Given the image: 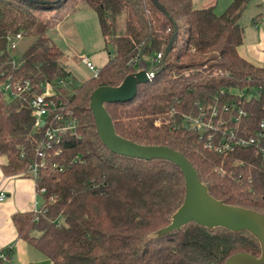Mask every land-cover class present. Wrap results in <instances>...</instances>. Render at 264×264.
<instances>
[{
	"label": "trees",
	"instance_id": "1",
	"mask_svg": "<svg viewBox=\"0 0 264 264\" xmlns=\"http://www.w3.org/2000/svg\"><path fill=\"white\" fill-rule=\"evenodd\" d=\"M81 1L79 10L97 14L113 52L98 78L78 88L56 87L54 100L62 105L51 116L61 114L64 121L77 124L46 150L37 182L38 191L46 190L43 208L15 216L18 239L53 264H226L237 254L260 257V245L250 234L210 231L194 223L150 239L170 225L183 204L184 175L166 160L111 153L98 136L90 110V96L97 88L118 87L138 72L135 62L154 63L162 55L153 67L161 71L139 86L132 102L106 105L117 134L139 145L179 152L215 199L264 215L262 147L217 154L197 135L177 128L185 116H196L203 107L216 108L239 135L255 137L261 131L264 68L239 54L248 0H234L222 15L213 8L197 9L192 0H157L166 14L152 0ZM69 2L0 0V89L8 79L36 86L69 80L64 54L48 35L50 24L38 15L59 11ZM175 31L177 39L166 54ZM17 34L35 38L18 59L8 52L7 42ZM225 107L229 113L223 112ZM239 111L246 116L238 124L229 122ZM48 127V121L35 127L25 99L10 100L0 90V158L7 160L6 175L27 173L42 162L37 152L48 142ZM9 258L0 264H11Z\"/></svg>",
	"mask_w": 264,
	"mask_h": 264
},
{
	"label": "water",
	"instance_id": "2",
	"mask_svg": "<svg viewBox=\"0 0 264 264\" xmlns=\"http://www.w3.org/2000/svg\"><path fill=\"white\" fill-rule=\"evenodd\" d=\"M153 3L164 13L166 11L157 0ZM177 39V31L167 48L168 54ZM162 69V68H161ZM139 70L130 74L118 87L97 88L90 96V110L95 119L98 136L102 144L113 154L134 159L153 161L166 160L182 171L185 178L186 195L181 207L173 214L171 223L164 229L152 233L149 238L164 237L194 223L210 231L221 228L233 233L246 232L260 245V257L237 254L226 264H264V215L245 208L225 204L209 193L194 166L182 154L163 146H143L126 140L116 132L106 105L132 102L139 86L147 84L160 71Z\"/></svg>",
	"mask_w": 264,
	"mask_h": 264
},
{
	"label": "built area",
	"instance_id": "3",
	"mask_svg": "<svg viewBox=\"0 0 264 264\" xmlns=\"http://www.w3.org/2000/svg\"><path fill=\"white\" fill-rule=\"evenodd\" d=\"M23 39L22 34L10 36L7 39L8 52L13 55V52L17 50L19 42ZM162 59V55H158L155 64H158ZM82 63L95 74V78H98L99 71L94 67L88 58L81 59ZM15 64V63H14ZM135 65L140 67V62H135ZM141 69V67H140ZM142 70V69H141ZM148 71V69H147ZM153 69L148 71L152 72ZM71 83L69 80L61 81L57 85H52L49 82L41 83L39 86L33 85L30 81H15L8 79L6 83L1 86V92L10 100L25 99L29 108L32 110L35 118V127L39 128L46 125L48 121L49 127L45 132V136L48 142L38 150V157L41 159V163H36L29 167L28 174L32 176L36 182L41 181L40 169L46 165V150L52 149V142L59 143L60 135L66 134L69 131H73L77 122L64 121V116L56 114L51 116L57 106H61V102L54 100L56 96V87H66ZM199 114L196 116H185L180 125L177 128H182L188 132H191L199 137V140L204 143L207 150L217 154H227L234 152L238 149H248L251 147H262L264 153V123L261 124V131L255 137H245L239 135L236 129H229L228 120L223 119L220 116V112L214 108L211 111L200 107ZM224 113H229V107L223 108ZM242 116H246L243 111H239L238 117L230 119L229 122L238 124L239 119ZM64 121L63 124L61 122ZM50 123H56V126H50ZM176 129V128H174ZM264 169V163H263ZM44 188L39 190V194L42 196L45 194ZM6 199V195L0 194V202ZM7 256H10L9 260H12V248H6L0 251V259L7 261Z\"/></svg>",
	"mask_w": 264,
	"mask_h": 264
},
{
	"label": "crops",
	"instance_id": "4",
	"mask_svg": "<svg viewBox=\"0 0 264 264\" xmlns=\"http://www.w3.org/2000/svg\"><path fill=\"white\" fill-rule=\"evenodd\" d=\"M257 1L261 4V10L264 9V0ZM192 2L197 9L213 8L216 14L222 15L234 0H192ZM81 6V0H70L64 8L51 12L48 18L53 19L62 16V19H67L71 15L75 17L79 11L87 10L85 8L79 10ZM87 13L89 12L82 14ZM258 14L247 30L243 27L245 30L244 44L239 49V54L255 66L264 68V11L262 10ZM152 62H154L152 68L148 70H152L156 65L155 60ZM6 164V158L1 157L0 194H5L6 199L0 202V251L12 248L11 264H53L40 251L18 239L14 224L15 216L41 211L44 199L39 194L37 182L32 176L28 173L6 175L4 172Z\"/></svg>",
	"mask_w": 264,
	"mask_h": 264
},
{
	"label": "rangeland",
	"instance_id": "5",
	"mask_svg": "<svg viewBox=\"0 0 264 264\" xmlns=\"http://www.w3.org/2000/svg\"><path fill=\"white\" fill-rule=\"evenodd\" d=\"M264 11V9H262ZM261 10V4L256 0H250L247 10L241 19L244 28L251 25L253 19L257 17ZM83 12H89L82 14ZM49 13H38L39 17L50 24L48 35L64 54L63 62L71 73L69 82L78 88L87 80L95 78V74L90 71L81 61L88 58L94 67L100 72L101 68L109 61V54L113 52V47L106 46L97 14L91 10L79 11L75 17L72 15L67 19L48 18ZM66 18V17H65ZM34 37H23L19 42L17 50L13 56L20 58L26 49L34 42ZM140 62L142 70L152 68L151 62ZM135 65L136 70H141ZM150 71V70H148Z\"/></svg>",
	"mask_w": 264,
	"mask_h": 264
}]
</instances>
